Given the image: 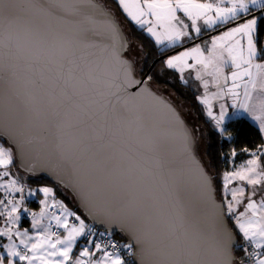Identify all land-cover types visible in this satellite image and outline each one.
Here are the masks:
<instances>
[{
  "label": "snow or ice",
  "instance_id": "1",
  "mask_svg": "<svg viewBox=\"0 0 264 264\" xmlns=\"http://www.w3.org/2000/svg\"><path fill=\"white\" fill-rule=\"evenodd\" d=\"M116 4L141 30L146 29L156 44L166 46L192 38L189 28L198 36V21L214 27L243 18V23L213 37L208 55L197 44L165 63L179 70L181 79L186 69L198 68L196 80L204 89L198 100L221 138L231 136L226 120L244 115L256 122L264 135V63L257 62L264 60L260 36L264 0H116ZM98 38L106 40L102 45L107 54L103 67L89 65L77 55L82 49L100 46ZM126 48L115 12L104 0H0V264H264V195L253 199L258 190L264 193L260 162L264 146L251 152L253 158L238 170L224 172L222 187L217 189L211 161L203 159L195 129L167 98L153 90L151 76L136 72L133 61L124 55ZM189 58L194 63L189 64ZM222 65L234 69L231 86ZM97 74L104 78L109 95L119 98L122 94L127 101L147 103L165 114L188 175L195 179L202 202L211 210L209 232L198 231L190 237L180 210L174 220L163 219L149 211L151 206L135 189L88 160L78 144L65 146L63 129L70 110L62 115L57 100L70 103ZM210 83L215 92L209 93ZM37 88L47 107L33 95ZM225 97L236 109L231 115L223 103ZM214 101H220L215 111ZM76 115H87V110L82 108ZM14 155L29 172H50L93 221L108 226L105 231H95L55 201L51 188L27 190L9 171ZM236 155L233 148L231 156ZM237 181L240 183L231 187ZM245 185L252 190L244 211L237 213L245 199ZM38 192L44 195L39 201L43 207L39 214L30 213L32 228L37 231L29 235L28 229L21 230L18 225L22 212L29 214L26 196ZM56 205L60 215L48 211ZM69 217L77 223L70 225ZM53 220L66 235L52 231ZM113 227L127 237V243L112 239ZM237 235L242 236L244 245L237 244ZM80 238L87 243L73 258ZM237 247L244 253L239 259L234 254Z\"/></svg>",
  "mask_w": 264,
  "mask_h": 264
},
{
  "label": "water",
  "instance_id": "2",
  "mask_svg": "<svg viewBox=\"0 0 264 264\" xmlns=\"http://www.w3.org/2000/svg\"><path fill=\"white\" fill-rule=\"evenodd\" d=\"M232 24L234 22L209 34H214ZM119 25L127 42L124 55L133 61L127 56L130 48L129 38L120 21ZM198 40L175 48L170 54ZM105 42L106 40L98 38L97 43L100 46L82 49L77 55L83 56L89 65L103 67L107 60V54L102 46ZM158 60L159 58L151 64L148 73L144 76L149 75ZM133 66L135 68L134 62ZM153 90L167 98L180 111L167 95L154 87ZM33 95L37 102L47 107V101L42 100L39 88L34 90ZM57 105L62 115L65 110H70L67 126L63 129L66 147L73 148L78 144L88 160L104 173L135 189L137 194L151 206L149 211L158 213L163 219L174 220L177 210H180L190 237H194L198 231L204 233L210 231L211 210L202 202L195 179L188 175L180 145L174 138L167 117L162 111L141 101H127L122 94L119 98L109 95L104 78L99 74L94 80H90L86 89L75 96L70 103L62 104L57 100ZM82 108L87 110V115H80L77 118L76 114L81 112ZM180 113L191 128L181 111ZM14 158L24 172L42 174L57 181L50 172L39 169L34 172L27 171L20 157L14 155ZM76 202L94 225L103 230L108 227L93 221L77 200ZM111 231L113 234L120 233L115 227ZM233 231L236 232L235 229ZM126 241L128 242L127 237ZM236 242L239 243L238 235Z\"/></svg>",
  "mask_w": 264,
  "mask_h": 264
},
{
  "label": "trees",
  "instance_id": "3",
  "mask_svg": "<svg viewBox=\"0 0 264 264\" xmlns=\"http://www.w3.org/2000/svg\"><path fill=\"white\" fill-rule=\"evenodd\" d=\"M104 2L114 10L118 20L126 31L130 41L127 56L133 60L136 72L144 76L148 73L151 64L159 58L148 75L152 77L151 85L157 90L166 88L170 91L169 94L163 93L176 104L191 128L195 129L199 151L203 153L205 161H211V170L216 176V186L217 189H220L222 187V174L226 171L228 172L232 164L246 160L251 155V152L264 146V135L258 131V126L254 121L247 116H242L239 119L227 121L226 126L231 136L230 138H221L214 129L213 122L207 117L204 105L198 100L199 96L195 88L194 78L193 80L184 81L181 79L178 71L166 66L165 60L167 55H170V52L181 46V44L169 47L156 44L155 39L147 33L146 29L141 30L135 22L126 17L116 4V0H104ZM235 23L237 22L234 21ZM211 30L214 31L213 29L204 30L198 39H204L205 37H202L207 34L206 37L212 35L209 34L212 32ZM260 36L261 40L264 41V23L261 24ZM5 146L9 145L5 143ZM233 148L237 152L235 157L231 156ZM244 148L249 149V152H243L242 149ZM261 162L264 165V155L261 156ZM14 163L18 172L22 175L21 179L26 185L51 188L57 200L68 208L78 211L87 219L79 208L73 194L67 188L42 174L24 172L17 165L16 159ZM39 194L43 195L42 193ZM33 202L39 204L38 200H34ZM29 221L30 219L25 217L21 223V227H25L26 222ZM116 235L126 241V237L122 233H117ZM238 237V245H240L243 238L239 235ZM3 242H5V238ZM234 253L238 259L243 257V253L238 247L234 249Z\"/></svg>",
  "mask_w": 264,
  "mask_h": 264
},
{
  "label": "rangeland",
  "instance_id": "4",
  "mask_svg": "<svg viewBox=\"0 0 264 264\" xmlns=\"http://www.w3.org/2000/svg\"><path fill=\"white\" fill-rule=\"evenodd\" d=\"M196 2H198V3H205V2H211V0H209V1H199V0H196ZM225 6H227V5H225ZM177 15L180 16V18L183 19L185 23H187V24L190 25V23H191L190 20H188V18L185 17V16L183 15V13L178 12ZM248 18H251V16L248 17ZM243 22H244V20L242 19V20L238 21L237 23H235V24H233V25H230V26H228V27H226V28H224V29H222V30H219V31L215 32L214 34H212V35H210V36H208V37H205L204 39L198 40L197 42H195V43H193V44H190V45H188V46H185V47H183V48L177 50L176 52H173V53H171L170 55H167L166 60L169 59V58H171V57H173V56H179L181 52L188 51L189 49L195 47L197 44H199V45L201 46V48L205 50V55H208V49L211 48V41H212L213 37H215V36H220V35H222L225 31H227L228 29H230L231 27L237 26L239 23H243ZM198 24L201 26V33H200L198 36H197L194 32H192V29H191V28H189L190 33H192V38H183V39H182L180 42H178L177 44H181V46H182V45H186V44H188V43L191 42V41H194V40L198 39L199 36L204 32V29H205V27H206V26L203 25V22H202V21H198ZM221 26H225V25H216V26H214V27H208V29L216 30V29L220 28ZM215 27H216V28H215ZM211 31H212V30H211ZM191 39H192V40H191ZM190 40H191V41H190ZM177 44H175V45H177ZM159 45H162L163 47H169V46H166V45H164V44H159ZM173 46H174V45H173ZM179 47H180V46H179ZM225 55H226V54H225ZM166 60H165V61H166ZM257 62L260 63L261 60H258ZM188 63H189V64H192V63H194V61H193L191 58H189V59H188ZM222 67H223V74H224L225 76H228V77H229V81H228V83H229V86H231V79H230V76H231V72L234 71V69L231 67V65H228V66H223V65H222ZM174 70H176V71L179 72V70H177V69H174ZM197 70H198V68L186 69V70L184 71V73H183V80H184V81H188V80H193V78H194V80H195V81H194V84H195L196 91L198 92V96L201 97V96L204 95V89H203V87H202L200 81L196 80V72H197ZM254 71H255V70H254ZM179 74H180V77H181V73H180V72H179ZM205 78H206V79H210V78L207 77V76H205ZM160 90H161V91H160ZM160 90H158V91H160V92H162V93H163V92L166 93V94H167V93H168V94L170 93V91H169L168 89H166V88H162V89H160ZM208 91H209V93H211V92H215V91H216V88L210 83V87H209V90H208ZM240 91L242 92V89H240ZM166 94H165V95H166ZM219 103H220V101H214V102H213V110H214V111L218 109V107H219ZM223 103H225L226 105L229 106V107H228L229 115H231L234 111H236V109H234V108L231 107L232 101H231L230 98L225 97V99L223 100ZM244 116H247V117H248V115H244ZM227 121H228V120H226L225 123H227ZM198 145H199V144H198ZM202 154H203V153H202ZM13 160H15V158H14ZM232 165H233V164H232ZM232 165H231V166H232ZM230 168H231V167H230ZM229 170H230V169H229ZM228 172H229V171H228ZM0 198H2V195L0 196ZM17 198H19V194L17 195ZM31 198L36 199L37 196H26L25 207H27V209H28V213H29V214H25V213L22 212V214H21V219H20V222H19V225H18L19 228H20L21 230L27 229V228H23V227H21V223H22V221H23V219H24L25 217H26V218H27V217H30L31 208L29 207L28 203H29V201H30ZM43 199H44V195H42V198H41V197H38V201L43 200ZM42 207H43V206L41 205V208H42ZM41 208H40V211H41ZM2 225H3V220H0V226H2ZM34 234H35V232L29 230V235H34ZM6 242H7V240H6V238H5V243H6ZM21 263H22V262H18V264H21Z\"/></svg>",
  "mask_w": 264,
  "mask_h": 264
},
{
  "label": "crops",
  "instance_id": "5",
  "mask_svg": "<svg viewBox=\"0 0 264 264\" xmlns=\"http://www.w3.org/2000/svg\"><path fill=\"white\" fill-rule=\"evenodd\" d=\"M206 29H208V27H205L204 30H206ZM260 63H264V60H261ZM251 120H252V119H251ZM252 121H253V120H252ZM255 123H256V122H255ZM256 124H257V123H256ZM5 147H8V146H5ZM256 151H257V150H256ZM256 151H254V152H256ZM261 156H262V155H261ZM252 158H253L252 155H250L246 160H243V161H240V162H238V163L233 164V165L231 166L229 172H231V171H235V170H238L242 165H245L246 162H247L249 159H252ZM260 162H261V158H260ZM261 165H262V167H264V165L262 164V162H261ZM9 171L13 174V177H14V178H17L21 184H23V185L26 186V189H27V190H35V189H38V188H39L38 186H36V187H31V186H29V185H26V183L23 182V180L21 179L22 175H21V173L18 172L17 168L15 167L14 160H13V164L10 166ZM6 179H7V178H6ZM239 183H240V182H238V181H237V182H234L233 185H231V187H236ZM259 187H260V186H257V189H259ZM251 190H252V189H251V186H249V185H245V199H244V202H243V203L237 208V210H236L237 213H240V212H243V211H244V208H245V206H246V204H247V196H248V194L251 192ZM1 195H2V194H0V196H1ZM17 195H18V194H17ZM261 195H264V193H261V192L258 190V191H257V195H256L255 197H253V199L259 200V198H260ZM35 196H37V198H36V199L31 198L30 201H29V203H28V205H29V207L31 208V212H30V213L35 212V213L39 214V213H40L41 204H40V203L37 204V203H35V202H33V201H34V200H38V197H41V198H42V195L39 194V192H38V193H36ZM54 197H55V195H54ZM228 199H231V197L229 196ZM48 202H49L50 205L53 204V200H52V198H49V201H48ZM55 207H56V206H53V207H51L50 209H48V211H49L52 215H57L56 213L52 212V211H54L53 208H55ZM27 218L30 219V221H29V222H26V225H25V227H23V228H27V229L30 230V231L36 232L37 230L32 228V216L30 215V217H27ZM68 222H69L70 225L73 224V223H77V222L73 221V220L71 219V217L68 218ZM45 223H47V219L45 220ZM52 224H54V226L56 227L55 220L52 221ZM56 228H57V227H56ZM59 229L61 230V233L59 234L61 237H63L64 235H66V233H65V231H64L63 228H59ZM52 231H53V227H52ZM83 245H84V243H83V238H80V239L78 240V243H77L76 247H74V249H73V253H72L73 258H75V257L78 255V253L81 251V247H82ZM21 264H22V263H21Z\"/></svg>",
  "mask_w": 264,
  "mask_h": 264
},
{
  "label": "built area",
  "instance_id": "6",
  "mask_svg": "<svg viewBox=\"0 0 264 264\" xmlns=\"http://www.w3.org/2000/svg\"><path fill=\"white\" fill-rule=\"evenodd\" d=\"M39 188H42V187H39ZM54 199H55V201H59V200H57V198H55L54 197ZM60 202V201H59ZM70 212H74V213H76V215H78V216H80L81 217V219H84L85 220V223L87 224V225H90V226H93V228L95 229V231H97V232H104L105 230H103V229H100L98 226H96V225H94L91 221H89L88 219H86V218H84L78 211H76V210H73V209H70V208H68L65 204H63ZM54 209V211H52V212H54V213H56L57 215H60L61 214V210H60V208H59V206L58 205H56V207L55 208H53ZM71 219L73 220V221H75V219H74V217H71ZM76 222V221H75ZM52 227H53V231H55V232H58L59 234L61 233V230L59 229V228H56L55 226H54V224H52ZM112 239H114V240H116V241H119L120 243H127V241H124V240H122L118 235H116V234H113V236H112ZM83 243H84V245L87 243V241L83 238ZM244 240H242V242H241V244L240 245H244ZM248 248H249V250H251V246L250 245H248ZM243 253V252H242ZM243 256H244V253H243Z\"/></svg>",
  "mask_w": 264,
  "mask_h": 264
}]
</instances>
